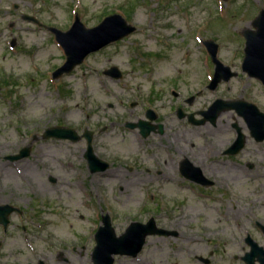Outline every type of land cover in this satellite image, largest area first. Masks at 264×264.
<instances>
[{"label":"rangeland","instance_id":"1","mask_svg":"<svg viewBox=\"0 0 264 264\" xmlns=\"http://www.w3.org/2000/svg\"><path fill=\"white\" fill-rule=\"evenodd\" d=\"M260 9L264 0H0V184L12 174L21 179L23 230L10 243L19 264H93L94 234L105 214L117 236L131 222L150 219L178 233L149 236L137 257L116 256L114 264H203L199 258L208 264H244L245 233L264 247L256 226L264 225V141L248 143L236 159L213 156L205 162L207 171L209 165L221 166L216 160L231 173L223 169L224 181L218 175L213 186L194 189L174 165L185 143H143L137 129L125 127L144 119L151 108L184 133L189 126L175 119V108L205 110L218 98L243 99L264 111V87L241 70V32L251 28ZM76 13L88 28L120 14L136 30L52 80L65 55L50 32L24 16L66 31ZM207 40L217 44L218 59L236 72L214 91L207 88L214 68L203 45ZM112 66L122 73L120 79L104 74ZM190 96L195 99L188 105ZM234 116L222 114L214 128L227 129ZM56 126L78 134L92 131L94 153L110 168L100 176L88 173L84 139L42 138L45 129ZM196 129L205 133L213 127ZM192 141L199 147L206 142ZM27 146L28 158L7 159ZM163 161L173 169H162ZM159 170L169 180L143 182ZM1 186L14 187L12 182Z\"/></svg>","mask_w":264,"mask_h":264},{"label":"water","instance_id":"2","mask_svg":"<svg viewBox=\"0 0 264 264\" xmlns=\"http://www.w3.org/2000/svg\"><path fill=\"white\" fill-rule=\"evenodd\" d=\"M26 20H31L40 25L34 18L26 16ZM252 28H246L242 31L245 38L244 59L242 62V70L248 74L249 77L259 79L264 84V9H261L258 15L251 22ZM48 31L54 34L56 41L60 44L66 55V60L62 66L56 69L52 77L54 79L60 78L64 74L70 73L76 66L80 65L84 59L91 53L97 52L111 43L119 41L124 37L132 34L135 27L128 24L126 20L120 15L114 14L104 18L97 26L86 28L78 15L72 26L65 32L53 27H46ZM212 60L216 64L214 79L210 84V88L214 89L221 81H228L235 73H231L228 67H223L216 59L217 45L213 41L204 42ZM107 76L119 79L122 74L117 67H111L104 72ZM193 99L190 98V102ZM234 109L239 115L244 116L248 123L252 135L258 141L264 140V113L258 111L256 106L245 101H223L216 100L206 111H202L199 115L210 120L212 123L218 116L227 110ZM151 110L146 113V119L139 120L137 123H127L125 126L134 129L138 128L140 134L145 138L150 133L152 128L149 127L148 121H154L156 117ZM179 117L184 114L178 109ZM188 117L194 119V114H189ZM193 124H204V119L200 121L192 120ZM161 126H159L160 128ZM91 131L85 130L82 136H79L76 131L65 127H50L43 133L44 139L56 138L66 139L72 142L79 141L82 137L87 141V149L84 154L88 162L91 172L104 171L108 168V163L99 160L93 153ZM242 137L238 143H242ZM30 155V147H25L20 150L19 154L8 157L10 160H19ZM198 173L196 180L201 182L202 176L198 168H194ZM54 181L53 179H51ZM10 210H7V214ZM169 231L158 229L153 219H150L146 224L134 222L129 225L125 232L117 237L111 226L109 215H105L102 219V226L96 232V245L92 252V261L94 264H113L114 256H131L135 257L142 250L147 236L151 235H170ZM251 245V252L248 253L244 260L248 264H253L254 257L260 264H264V250L258 248L256 244L249 241Z\"/></svg>","mask_w":264,"mask_h":264},{"label":"flooded vegetation","instance_id":"3","mask_svg":"<svg viewBox=\"0 0 264 264\" xmlns=\"http://www.w3.org/2000/svg\"><path fill=\"white\" fill-rule=\"evenodd\" d=\"M172 95L174 97H177L178 93L173 91ZM191 97L194 96H190L187 99H185V103H187L188 105L192 104L195 99L194 97L189 102L188 100ZM227 100H231V99H227ZM178 109H180L181 112L184 114L183 117H179ZM148 110H151L153 112L152 114L156 117V119L154 121H149L148 124L149 127L152 128V130L147 135V137L145 138L142 137V139H144L142 142L169 143L170 147H174V145L178 146L177 143H185V145L181 146L180 150L178 151V154L181 155V158L174 165L177 169V174L179 178L182 179L183 182H186L187 183L186 186H188L189 188L206 189L207 187H211L214 185V181L212 178L215 176L221 175V177L219 178H221L222 181H224L223 180L224 177H222V174L224 173L223 169L226 170L228 173H231L230 168H225L226 165L224 163L222 164L216 160L213 161H215V163L220 164L221 166L211 167V165H209V170L207 171L206 169L208 167V164L207 163L205 164V162L210 161L214 157H217L218 160L221 161L236 159L245 152V148L248 143H252V144L262 143V141L261 142L257 141L256 137L252 135L251 129L248 123L246 122L244 116L238 115L234 111L232 112H234L236 116L233 117L232 122L229 124L228 128L223 129L221 125H218L217 126L218 128H214L220 117H218L215 120V122L212 124L210 120L206 118H201L198 115L203 110L184 111L182 107L177 106L175 108V114H174L175 119L179 122L183 121L185 122V124L189 126V128H187V130L183 133L180 129H174L173 127L169 126L168 121L165 118L160 119V115L156 113L154 109L147 108L144 113V118H146V113ZM189 114H194V119H192L194 121H199L204 119L205 121L204 124H200V125L193 124L192 120L188 117ZM159 126L161 127L159 128ZM209 126L213 127V129L210 130ZM174 127H176V125ZM204 127L209 129L208 131H205L206 134L203 133L202 130L196 129V128H204ZM226 134H231V136L225 137ZM184 135L185 138L183 137ZM152 136H159V139L148 140ZM194 137H201L202 139H205L206 142L204 143V146L201 147L196 146L194 144L195 142L192 141ZM209 137L216 138V140L210 141L208 140ZM238 137L239 138L242 137L243 143H235ZM176 149H178V147H176ZM199 149H202L204 151L206 161L202 160L203 153L200 152ZM84 153H83V158L86 161L84 157ZM247 166L251 168L252 164H248ZM168 167H171V169H173L172 164L163 161L162 169L163 168L168 169ZM109 168H110V164L109 167L104 171L91 172L88 165L86 166V169L91 176L103 175V173L107 171ZM194 168H199L201 171V175L205 178L200 180L201 182H198L196 180L198 173L193 170ZM169 178L170 176L165 171L159 170L145 175L143 182L149 184H156L162 181H167L169 180ZM18 180L20 181L21 179L17 178L16 176L14 177L7 176L4 177L3 182L0 184V264H19L18 253L15 251V249L10 248L12 247L10 243H15L16 240L18 239L17 233L20 231V229L21 231L23 230L22 227L23 209L19 204V201H21V198L19 196L20 193L19 187H21V184ZM6 182H12L14 187H9V188L2 187L1 185H3ZM7 210H10L9 214H7ZM256 226L259 232L262 234V231L258 227L257 222H256ZM171 232L172 234L167 236H159V235H152V236H157L162 238L178 236V233L176 231H171ZM244 235H245V237L243 238L244 243L246 244V246H248L246 242L248 234L245 233ZM247 252L248 251H244L241 257L242 262H243L242 258L246 255ZM121 257H128L132 259L135 258L130 256H121ZM58 258L60 259V257ZM61 261L63 263L67 262L65 259ZM40 264H44V263L42 262Z\"/></svg>","mask_w":264,"mask_h":264},{"label":"bare ground","instance_id":"4","mask_svg":"<svg viewBox=\"0 0 264 264\" xmlns=\"http://www.w3.org/2000/svg\"><path fill=\"white\" fill-rule=\"evenodd\" d=\"M14 174H16V173H14ZM11 176H15V175L12 174ZM20 176H21L22 179H25V180L28 179L27 176H22V175H20Z\"/></svg>","mask_w":264,"mask_h":264}]
</instances>
